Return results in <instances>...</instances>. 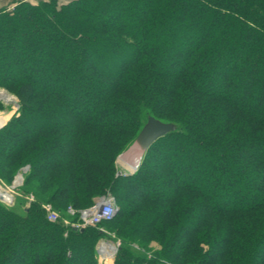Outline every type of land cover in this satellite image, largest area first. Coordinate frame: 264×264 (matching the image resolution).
I'll list each match as a JSON object with an SVG mask.
<instances>
[{
    "label": "trees",
    "instance_id": "obj_1",
    "mask_svg": "<svg viewBox=\"0 0 264 264\" xmlns=\"http://www.w3.org/2000/svg\"><path fill=\"white\" fill-rule=\"evenodd\" d=\"M0 87L19 105L0 181L29 167L0 201V264H97L101 227L112 264H264V0L19 1L0 10ZM149 116L175 129L116 176ZM107 194L111 221L63 224Z\"/></svg>",
    "mask_w": 264,
    "mask_h": 264
},
{
    "label": "built area",
    "instance_id": "obj_2",
    "mask_svg": "<svg viewBox=\"0 0 264 264\" xmlns=\"http://www.w3.org/2000/svg\"><path fill=\"white\" fill-rule=\"evenodd\" d=\"M138 167V166H137ZM137 168L135 169V171ZM28 171V167L23 169L17 177H20L19 184H15L16 178L14 180V188L21 185L23 182V174ZM134 171V172H135ZM133 172V173H134ZM12 195V194H11ZM13 196V195H12ZM28 202H33V196H28ZM44 210L46 220L51 223L58 222L60 220L59 214L52 209L50 204L41 205ZM118 208L116 207L115 201L112 196L106 195L95 200L94 204L86 209L74 210L69 208L66 212L69 217H77V221L70 222L67 219H63V224L72 227L73 229L79 230L84 229L88 226H98L104 222L111 221L116 215ZM102 231V230H101ZM104 232V231H103ZM111 245V247H109ZM120 242L117 241H106L100 240L96 246V259L100 264H106L107 262L113 261L117 250L119 248Z\"/></svg>",
    "mask_w": 264,
    "mask_h": 264
},
{
    "label": "rangeland",
    "instance_id": "obj_3",
    "mask_svg": "<svg viewBox=\"0 0 264 264\" xmlns=\"http://www.w3.org/2000/svg\"><path fill=\"white\" fill-rule=\"evenodd\" d=\"M66 1L67 0H57V3L59 4V5H62V4H64V3H66ZM15 7V6H14ZM14 7H12V8H10L9 10H13V8ZM192 36H194L193 34H191ZM0 93H5L6 95H8V96H10V97H12L13 98V100L12 101H6V100H4L3 98H1L0 97V119L1 120H4L5 119V123H4V125L7 123V121L13 116V115H15L16 113H17V110H18V107H19V105H18V101H17V99H16V97L14 96V94L13 93H11L10 91H8V90H6L5 88H1L0 87ZM6 101V102H5ZM14 101V102H13ZM9 102V103H8ZM132 146V145H131ZM130 146V147H131ZM129 147V148H130ZM129 148L127 149V150H129ZM127 150L126 151H123V152H121L118 156H117V158H116V160H115V167H116V172L117 173H120L121 175H131V174H133V172L134 171H129L125 166H124V164L122 163V161H121V157L127 152ZM28 167V165H25V166H23V167H21L17 172H16V174L14 175V177L11 179V182H10V184H5V183H3L2 181H0V187H2L3 189H5L6 191H8L10 194H12L14 197H20V194H18V193H20L19 192V189L23 186V182H22V184L21 185H19V186H17V187H15L14 188V186H13V184H14V180H15V178L17 177V175L18 174H20L21 172H22V170L23 169H25V168H27ZM126 170H125V169ZM28 170H29V167H28ZM28 172V171H27ZM27 172L25 173V174H23V181H24V178H25V176H26V174H27ZM117 173H116V176H118L117 175ZM132 192H130V194H129V196H128V200H129V202H136L135 200V198H136V194L134 195V190H131ZM133 193V194H132ZM107 195H109V194H107ZM32 196V195H31ZM111 196V195H110ZM101 198V197H100ZM26 199V198H25ZM97 200V199H96ZM2 203L3 204H5L6 206H13L15 203H14V201L12 202V203H6V202H3L2 201ZM50 204V203H49ZM25 206H27V204H25ZM69 208L70 207H68L67 209H66V212L69 210ZM89 208V207H88ZM86 209V208H85ZM81 210V209H80ZM100 230H102V231H104L103 233H105L106 235H107V237H110L111 238V240L110 239H103V240H106V241H117L118 239L117 238H115V236H114V234L113 233H110V232H108V231H106V230H104L102 227L100 228ZM102 240V239H101ZM100 241V240H99ZM119 241V240H118ZM120 242V241H119ZM97 245H98V243H97ZM96 245V246H97ZM149 246L153 249V250H157V249H159V245L157 244V243H155V242H151V243H149ZM114 260V259H113ZM113 263V261H111L110 263L109 262H107L106 264H112ZM97 264H100L99 262H98V260H97Z\"/></svg>",
    "mask_w": 264,
    "mask_h": 264
},
{
    "label": "water",
    "instance_id": "obj_4",
    "mask_svg": "<svg viewBox=\"0 0 264 264\" xmlns=\"http://www.w3.org/2000/svg\"><path fill=\"white\" fill-rule=\"evenodd\" d=\"M175 129L174 125L171 123H163L158 121L157 119L149 116L147 118L146 123L142 127L141 131L139 132L136 140L132 144V146L129 148H137L141 151V157L144 154V152L148 149V147L155 142L158 138L166 135L167 133L173 131ZM117 175H121L120 173H117ZM5 197H8L9 200L7 201ZM0 201L6 202V203H12L13 196L0 187Z\"/></svg>",
    "mask_w": 264,
    "mask_h": 264
},
{
    "label": "bare ground",
    "instance_id": "obj_5",
    "mask_svg": "<svg viewBox=\"0 0 264 264\" xmlns=\"http://www.w3.org/2000/svg\"><path fill=\"white\" fill-rule=\"evenodd\" d=\"M0 97L3 98L6 101H12L13 98L6 95L5 93H0ZM5 101V102H6ZM8 102V103H9ZM14 102V101H13ZM5 123V119L1 120L0 119V128L4 126ZM141 151L135 147L127 150V152L121 157V161L124 164V166L129 170V171H135V169L138 166L139 160L141 158ZM125 169V168H124ZM126 170V169H125ZM20 182V177L18 176L16 178L15 184H19ZM6 199V198H5ZM7 201L9 200V198L7 197L6 199ZM111 247V245L109 246Z\"/></svg>",
    "mask_w": 264,
    "mask_h": 264
},
{
    "label": "crops",
    "instance_id": "obj_6",
    "mask_svg": "<svg viewBox=\"0 0 264 264\" xmlns=\"http://www.w3.org/2000/svg\"><path fill=\"white\" fill-rule=\"evenodd\" d=\"M19 1H25L34 4L37 2V0H0V10L1 9L9 10L10 8L14 7Z\"/></svg>",
    "mask_w": 264,
    "mask_h": 264
}]
</instances>
